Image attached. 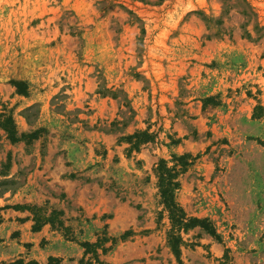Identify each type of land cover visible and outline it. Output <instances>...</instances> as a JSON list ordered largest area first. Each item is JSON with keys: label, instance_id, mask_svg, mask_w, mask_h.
I'll list each match as a JSON object with an SVG mask.
<instances>
[{"label": "rangeland", "instance_id": "rangeland-1", "mask_svg": "<svg viewBox=\"0 0 264 264\" xmlns=\"http://www.w3.org/2000/svg\"><path fill=\"white\" fill-rule=\"evenodd\" d=\"M2 211L0 264H264V0H0Z\"/></svg>", "mask_w": 264, "mask_h": 264}, {"label": "trees", "instance_id": "trees-1", "mask_svg": "<svg viewBox=\"0 0 264 264\" xmlns=\"http://www.w3.org/2000/svg\"><path fill=\"white\" fill-rule=\"evenodd\" d=\"M12 85H14L18 91L22 94L26 93V90L22 92L21 87L25 86L24 83L22 82H13ZM6 124H10V128L7 129L10 140L15 143L18 142L22 139H24L25 135L21 134L18 135L14 123L10 121V119L5 121ZM145 133H138L134 135V138H141V136H144ZM140 142V141H139ZM139 142L134 143V145L138 144ZM169 173V174H168ZM158 175H159V188H160V195L162 199V203L164 204L166 210L169 213V219L172 224V230L173 232L170 234V239L169 243L172 246V249L176 255L179 254L178 249H176V242L179 241V236H176L174 233L175 231L186 229L192 226H200L203 229L209 231L210 234L214 233V230L210 228V225L206 220H200L196 218H191L188 220L186 218V215L184 214V211L182 208L175 202V197H174V188L176 187L177 184L172 182L171 179V174L169 169L166 167L164 164V161H161V163L158 165ZM40 227H35L34 230H38ZM86 247H89V243H84L83 244ZM21 262H15V263H10V264H20Z\"/></svg>", "mask_w": 264, "mask_h": 264}, {"label": "crops", "instance_id": "crops-1", "mask_svg": "<svg viewBox=\"0 0 264 264\" xmlns=\"http://www.w3.org/2000/svg\"><path fill=\"white\" fill-rule=\"evenodd\" d=\"M25 227L30 228V223L29 221H24L23 224L20 223L19 216L15 214H10V213H4L2 211V217L0 218V239L1 238H10L12 235L14 229H23L25 230ZM33 233L32 231H30ZM23 235V232L21 233ZM23 238V236H22ZM2 261V258H0V262Z\"/></svg>", "mask_w": 264, "mask_h": 264}]
</instances>
